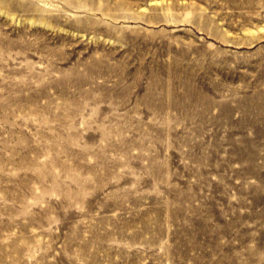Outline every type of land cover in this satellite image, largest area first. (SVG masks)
I'll use <instances>...</instances> for the list:
<instances>
[{
	"label": "rangeland",
	"instance_id": "1",
	"mask_svg": "<svg viewBox=\"0 0 264 264\" xmlns=\"http://www.w3.org/2000/svg\"><path fill=\"white\" fill-rule=\"evenodd\" d=\"M0 264H264V0H0Z\"/></svg>",
	"mask_w": 264,
	"mask_h": 264
}]
</instances>
